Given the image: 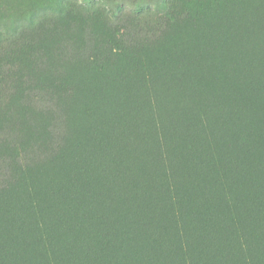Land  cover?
<instances>
[{"label": "trees", "instance_id": "trees-1", "mask_svg": "<svg viewBox=\"0 0 264 264\" xmlns=\"http://www.w3.org/2000/svg\"><path fill=\"white\" fill-rule=\"evenodd\" d=\"M82 4L0 52V264H264V0L143 4L152 37ZM213 33L228 52L202 67L188 45Z\"/></svg>", "mask_w": 264, "mask_h": 264}, {"label": "rangeland", "instance_id": "rangeland-1", "mask_svg": "<svg viewBox=\"0 0 264 264\" xmlns=\"http://www.w3.org/2000/svg\"><path fill=\"white\" fill-rule=\"evenodd\" d=\"M101 1L106 6L103 5L102 7H99L98 9H96L97 12L102 13L103 16L105 15L104 13H106L107 17L109 16V13L112 12L114 15L118 14L124 18L126 14H128L126 13V11L128 10L132 15H138V9L140 6H142L143 4L155 5V2H157V0H101ZM82 2L83 0H76V1L74 0H0V31L3 32L2 35L6 36L5 37L6 40L0 41V52L4 50L8 51L6 53L7 56L11 53L12 48H11V37L10 36L13 35L12 32L19 30L20 28L27 29L28 26L36 24L34 25V29H36V32L39 34L42 31H44L43 28L50 26L51 21L60 12H64L68 15V17L74 18L76 17L77 13L82 10L89 11L88 9L80 6V5L83 6ZM118 2L124 3L125 9L123 10V12H119L115 9V4ZM142 11L143 12H141L140 15L136 16V18H140L141 20L132 19V21L136 24L138 23L139 27L143 28L142 35L152 37L151 35L152 31L155 32L156 28L158 27V25L156 24L157 20H154L157 17L156 15H153L154 13L153 14L148 13L146 9L144 10L142 9ZM205 24L206 22L202 23V25H205ZM18 32H21V30ZM154 35L159 36L160 34L155 32ZM211 36L214 37L213 41L210 42L211 45H213V47H211V45L208 44L209 37ZM161 42L168 45L171 48V50H173L174 48V50L183 51L187 48V46H185L186 45L185 38L183 37H177V38L174 37L172 42H170L169 39L167 40V42L163 40ZM219 43L220 41H219L218 36L213 33V34H207L206 39L200 40L198 42H192L188 46L192 50L193 57L196 60H198V64L202 65V67H205L204 64L207 63V61H209L212 64L216 60L217 55L220 54V50L223 54H225V52H228V50L226 51L222 50L221 47H223L224 45L221 43L219 47ZM171 50H163L156 46L152 49V55L155 58H157V60L160 61L162 64H166L168 62V54L171 52ZM27 57H28V62H29L31 55L26 49H24V52L19 54L17 56V59L20 61H24ZM145 60H146V53H144L142 57L143 63ZM119 62L120 64H122L124 61L122 58H120ZM228 64L229 65H227V68H226L227 71L230 66L236 65L235 62H230ZM90 66L94 67L93 64H91ZM10 67L13 69H18L19 62L15 63L14 65H11ZM227 75H228L227 82L230 83V85L233 87L240 80L238 79L237 76H235V73H233V76L232 74L231 75L227 74ZM110 79H111L110 77L105 76L103 77L102 80L109 82ZM253 79L254 78L251 77L249 80H253ZM213 81L215 82L216 85H218V87H222L220 78L213 79ZM257 89H263V88H257ZM220 93H221L220 89L216 88L215 94L221 95ZM33 101H35V105L39 108H43L46 105L45 101L42 98H40L39 92H35ZM78 101L82 103L84 102L81 98L77 99V103L75 106L77 108H80ZM7 102H9L10 106L15 107L16 106V96H13L10 91L3 88L2 90H0V126L4 124L10 126L12 124V120L10 119L11 117L7 116L2 111L4 104ZM48 104L51 105L50 102ZM80 115L81 114H79V116ZM22 116L23 115L16 117L19 125L24 124L22 120ZM95 117L96 119H99L102 117L100 110L96 111ZM81 118H82L83 124L86 127L93 125V122L86 121V116L81 117ZM35 159L37 160L38 158L35 157Z\"/></svg>", "mask_w": 264, "mask_h": 264}]
</instances>
